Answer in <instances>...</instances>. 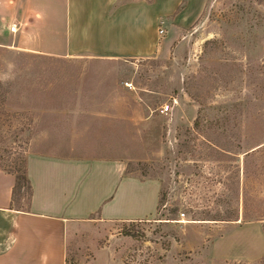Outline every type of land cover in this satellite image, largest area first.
<instances>
[{
  "label": "rangeland",
  "instance_id": "obj_1",
  "mask_svg": "<svg viewBox=\"0 0 264 264\" xmlns=\"http://www.w3.org/2000/svg\"><path fill=\"white\" fill-rule=\"evenodd\" d=\"M167 36L136 60L32 53L21 33L0 46L1 169L30 153L101 157L161 183L155 217L71 229L67 264H264V0H206ZM55 37L33 45L61 51Z\"/></svg>",
  "mask_w": 264,
  "mask_h": 264
},
{
  "label": "crops",
  "instance_id": "obj_2",
  "mask_svg": "<svg viewBox=\"0 0 264 264\" xmlns=\"http://www.w3.org/2000/svg\"><path fill=\"white\" fill-rule=\"evenodd\" d=\"M63 6V33L51 22ZM206 0H0V46L12 26L28 36L27 51L97 60L148 59L168 46L169 29L197 21ZM163 29L165 34L160 35ZM15 34V35H17ZM56 35L61 51L44 49L38 37ZM32 187L21 209L14 203L16 176L0 168V264H67L69 232L93 223H125L156 216L161 183L128 173L121 159L30 153ZM148 192V204L139 193ZM137 194V197H136ZM126 205L135 208L125 209ZM143 208V209H142ZM262 247L264 250V235ZM264 256V253L262 254ZM258 256L257 258H259Z\"/></svg>",
  "mask_w": 264,
  "mask_h": 264
},
{
  "label": "trees",
  "instance_id": "obj_3",
  "mask_svg": "<svg viewBox=\"0 0 264 264\" xmlns=\"http://www.w3.org/2000/svg\"><path fill=\"white\" fill-rule=\"evenodd\" d=\"M148 1H150V0H148ZM11 173L16 176V186L14 188V196H13L14 197V203L16 204V198H17L18 194L21 196V199L30 200L32 197V187H31L29 178L27 176L26 165H25L24 170H19V171L11 172ZM23 191L26 192L24 195H22ZM162 201H163V199H160V204L162 203ZM21 208L22 207L20 206L19 209H21ZM136 223H138V222H130V224L132 226H134ZM128 233H127L128 235H131L130 232H128Z\"/></svg>",
  "mask_w": 264,
  "mask_h": 264
},
{
  "label": "built area",
  "instance_id": "obj_4",
  "mask_svg": "<svg viewBox=\"0 0 264 264\" xmlns=\"http://www.w3.org/2000/svg\"><path fill=\"white\" fill-rule=\"evenodd\" d=\"M10 31H11L12 34H17L18 33L17 26L16 25L12 26L11 29H10ZM159 34L160 35H164L165 34L164 30L161 29L160 32H159ZM171 110H172V107L169 106V105H166V106L162 107L161 113L162 114H169V112H171Z\"/></svg>",
  "mask_w": 264,
  "mask_h": 264
}]
</instances>
